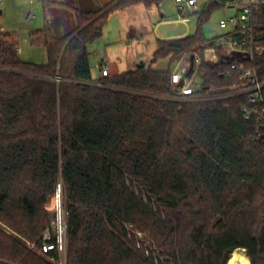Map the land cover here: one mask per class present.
I'll return each mask as SVG.
<instances>
[{
  "label": "trees",
  "instance_id": "16d2710c",
  "mask_svg": "<svg viewBox=\"0 0 264 264\" xmlns=\"http://www.w3.org/2000/svg\"><path fill=\"white\" fill-rule=\"evenodd\" d=\"M163 1L79 11L61 37L45 25L29 35L46 50L43 64L22 59L16 34L0 33V223L12 232L0 228V264H54L26 242L42 250L60 184L66 264H228L238 249L264 264V139L251 140L259 122L245 117L243 95L182 102L171 82L185 54L203 56V23L220 7L195 12L193 34L157 40L153 62L168 59V69L93 77L90 46L110 14ZM254 24L264 34V6ZM247 66L264 80V56ZM198 76L202 97L239 82L231 64L203 61ZM50 243L46 256L61 261L57 238Z\"/></svg>",
  "mask_w": 264,
  "mask_h": 264
},
{
  "label": "rangeland",
  "instance_id": "374dc122",
  "mask_svg": "<svg viewBox=\"0 0 264 264\" xmlns=\"http://www.w3.org/2000/svg\"><path fill=\"white\" fill-rule=\"evenodd\" d=\"M199 1H200L199 12H201L206 8L207 0H199ZM106 2H108V0L105 1L102 0L98 8L104 6L103 4H106ZM148 9L152 11L151 15H152V20H154V22H158L161 13L165 15L166 22L162 23L159 26L158 32L156 33L157 37H155L152 34V36H149L147 38V42H145L146 44L139 42V46L136 45L130 46L132 47L130 55L131 56L136 55V57L147 56V58L150 59V63H148L147 68H150V66H152V68L156 70H166L169 68L168 59H162L157 62H153L152 55L155 48H157L156 45L157 39L183 34L186 33L188 30H189L188 34H193L197 30V17L196 15L193 14H185L182 17L170 0H164L163 5L160 6V8L154 6ZM29 10L35 12V17L32 20L28 21L25 18L24 14ZM0 11L2 12L0 14V33H15L18 37V41L20 44V50H21L20 54L22 59L37 64L45 63L47 60V55L44 47L34 46L31 44L29 37L31 32H34L38 29H42L45 25H47L53 28L56 36L61 37L69 33L75 27H77V19L75 15H73V17L72 15H61V14H57L54 16L51 15L44 16L39 0H32V3L30 0H3V3L0 5ZM235 12L236 9H225L223 7L216 8L212 11L209 19H207L202 26V31L209 42H212L215 39L227 33L228 29L221 28L219 22L221 19L225 17L228 18L232 17L233 15H235ZM131 18L135 19V16H130V15L126 16V15H122L121 13L109 16L108 21L104 26L103 37L99 41H97L96 43L90 46V52L92 54L91 64L93 69L95 68L94 60L96 59L98 60L99 58L102 57L104 58L106 55L108 57L116 56L119 59L122 57L126 59L125 55L122 53L123 52L122 47L119 49V51L117 49L115 50V48L117 46L119 47L122 44L127 46L126 43H119L118 40H120L121 35H123L122 28L124 29L128 21L132 22L133 19ZM181 19H184L185 22H181ZM231 28L232 26L229 27V30ZM106 49H109L108 50L109 52L106 53ZM129 60H130L129 58L126 59V61ZM172 68H176V67L172 66ZM111 75H113L112 70L109 76ZM200 85H201V79L198 75H196L194 78V87L198 89ZM59 192H60L61 206H59V201H58ZM60 207L62 214L60 219L64 223L66 221V210H65V197L63 194L62 184L59 185L56 196L53 199H51V201L47 205L48 219L50 223H49V228L44 232V234L50 231L51 235H53V231H54L56 233L55 234L56 237H58L57 224L59 219ZM0 228L3 229L5 232L12 234L11 230L6 226H4L2 223H0ZM59 241L61 244V252H60L61 261L59 262L50 260L46 256V254L42 253L40 248H38L34 243L26 242V245L30 251L36 253L38 256L42 257L45 260L51 261L54 264H66V258H67L66 232L63 233ZM242 253L244 254V252Z\"/></svg>",
  "mask_w": 264,
  "mask_h": 264
},
{
  "label": "built area",
  "instance_id": "2783aa9c",
  "mask_svg": "<svg viewBox=\"0 0 264 264\" xmlns=\"http://www.w3.org/2000/svg\"><path fill=\"white\" fill-rule=\"evenodd\" d=\"M178 13L183 17L185 14H194L199 11V0H170ZM3 0H0V5ZM214 4L225 9H236L235 15L225 17L220 20V27L228 29L227 33L208 42L205 46L203 56L197 53L192 55L185 54L180 63L176 66L171 75L175 99L178 101H198V100H222L229 97L243 95L247 104L243 108V113L247 119L256 117L260 128L252 135V141L264 139V80H261L255 68L247 66L256 56H264V34L259 37L255 32V14L264 6V0H207V4ZM25 18L32 20V13H26ZM232 28L229 30V27ZM259 39H262L259 41ZM194 58L192 63L191 58ZM231 64L236 69L239 82L234 85L229 92L214 94V89L208 95L202 97L197 95L194 87V78L198 75L199 67L202 62ZM102 76L110 74L109 66L103 62L99 64ZM189 71H192L189 73ZM60 82L61 78L56 77ZM58 237L53 231L46 232L43 237L41 252L47 254L55 249L50 243L52 237L57 238V248L61 252V239L64 232L67 233L66 221L63 223L61 218V207L59 209ZM67 219V211H66ZM56 225V224H55ZM142 238V234L137 235Z\"/></svg>",
  "mask_w": 264,
  "mask_h": 264
},
{
  "label": "crops",
  "instance_id": "0c3cea01",
  "mask_svg": "<svg viewBox=\"0 0 264 264\" xmlns=\"http://www.w3.org/2000/svg\"><path fill=\"white\" fill-rule=\"evenodd\" d=\"M30 1L32 3V0H30ZM52 1L54 3L50 4L46 7H44V5L39 1L40 5L42 7V12H43L44 16L45 15L54 16L57 14H61V15H72V17H73V15H75V17H76V15L79 11H90V10L98 9L102 0H52ZM110 1H112V0H108V2H106V4L109 3ZM163 2L160 5H158L157 7L160 8V6L163 5ZM106 4H103V5H106ZM1 13L2 12H0V14ZM26 13H32L33 18L35 17V12L32 10H29ZM118 13H121L122 15H126V16L127 15L135 16V19L131 18V19H133L132 22L128 21L126 26L124 27V29L122 28L123 35H121L120 40H118L119 43H126L127 46L122 44L119 47L117 46L115 48V50L117 49L119 51V49L122 47V49H123L122 53L125 55L126 59L129 58L130 60L126 61V59L123 57L119 59L116 56L115 57L114 56L108 57L107 55L104 58L102 57V58H99L98 60L97 59L94 60V64H95V68L93 69L94 79H98L101 77V70L99 71L100 68H98L99 64L101 62H103L105 64H107V62H108L107 65L109 66V69L111 68V70L113 71V75L119 74V73L124 72V71L133 70L134 68H137L140 65H144L147 67L148 63H150V59L147 58V56H143V57H140V56L136 57V55L131 56L130 53H131L132 47H130V46H134V45L139 46V42L146 44L145 42H147V38L149 36H152V34L155 37H157L156 33L158 32L159 26L162 23L166 22L165 15L163 13H161L160 19L158 20V22H154V20H152V15H151L152 11L150 9L146 8L142 3L132 5L128 8L117 9V10L113 11L110 15H115ZM181 22H185L184 19H181ZM49 27H51V26H49ZM52 30H53V28H52ZM188 33H189V30L183 34H179L176 36H168V37L160 38V39L161 40H167V39L181 38V37H185L187 35H190ZM152 49H153V47H152ZM108 50L109 49H106V53L109 52ZM155 50H156V48H155ZM20 52H21V50H20ZM153 54H154V52H153ZM97 69H98V71H97ZM111 70H110V72H111Z\"/></svg>",
  "mask_w": 264,
  "mask_h": 264
},
{
  "label": "bare ground",
  "instance_id": "6f19581e",
  "mask_svg": "<svg viewBox=\"0 0 264 264\" xmlns=\"http://www.w3.org/2000/svg\"><path fill=\"white\" fill-rule=\"evenodd\" d=\"M228 264H251V262L250 259L241 252V250H237L232 254Z\"/></svg>",
  "mask_w": 264,
  "mask_h": 264
},
{
  "label": "water",
  "instance_id": "95a60500",
  "mask_svg": "<svg viewBox=\"0 0 264 264\" xmlns=\"http://www.w3.org/2000/svg\"><path fill=\"white\" fill-rule=\"evenodd\" d=\"M0 12H1V11H0ZM191 61H192V63H193V61H194V58H193V57L191 58ZM140 66L143 67L144 65H140ZM58 198H59V199H58V201H59V206H61V204H60V201H61V200H60V192H59ZM238 250H241L242 252H244V255L247 256V255H246V251H245L244 249H238Z\"/></svg>",
  "mask_w": 264,
  "mask_h": 264
}]
</instances>
